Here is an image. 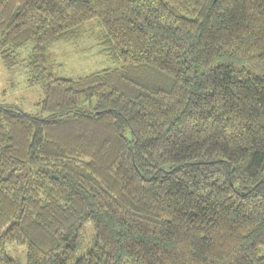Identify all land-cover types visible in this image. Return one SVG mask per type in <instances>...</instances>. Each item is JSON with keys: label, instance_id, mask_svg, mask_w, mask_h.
I'll list each match as a JSON object with an SVG mask.
<instances>
[{"label": "trees", "instance_id": "trees-1", "mask_svg": "<svg viewBox=\"0 0 264 264\" xmlns=\"http://www.w3.org/2000/svg\"><path fill=\"white\" fill-rule=\"evenodd\" d=\"M91 20L119 66L46 73ZM26 46L46 115L0 107V264H264V0H0L4 67Z\"/></svg>", "mask_w": 264, "mask_h": 264}, {"label": "rangeland", "instance_id": "rangeland-1", "mask_svg": "<svg viewBox=\"0 0 264 264\" xmlns=\"http://www.w3.org/2000/svg\"><path fill=\"white\" fill-rule=\"evenodd\" d=\"M101 27L96 20L84 23L69 40L50 42L45 49L46 73L60 78H78L103 69H113L119 63L110 59L102 51ZM30 46L18 49L15 65L7 69L0 60V107H16L25 113L45 116L35 105L43 96V85H30ZM95 230L91 222H86L77 236L76 253L85 254L95 243ZM9 255L18 264H26L25 246H8ZM264 256V248L261 249ZM122 264H128L123 262Z\"/></svg>", "mask_w": 264, "mask_h": 264}]
</instances>
